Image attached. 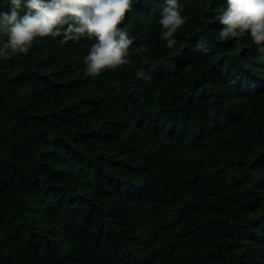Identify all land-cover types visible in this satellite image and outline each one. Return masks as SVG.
Instances as JSON below:
<instances>
[{"label":"trees","instance_id":"obj_1","mask_svg":"<svg viewBox=\"0 0 264 264\" xmlns=\"http://www.w3.org/2000/svg\"><path fill=\"white\" fill-rule=\"evenodd\" d=\"M159 2L97 77L87 37L0 58V264H264V53L219 39L224 0H181L168 49Z\"/></svg>","mask_w":264,"mask_h":264},{"label":"clouds","instance_id":"obj_2","mask_svg":"<svg viewBox=\"0 0 264 264\" xmlns=\"http://www.w3.org/2000/svg\"><path fill=\"white\" fill-rule=\"evenodd\" d=\"M224 5L213 18L222 26L219 39L247 35L256 51L264 53V0H224ZM132 9L133 0H0V58L26 54L38 38H59L64 46L87 37L94 42L84 57L86 75L97 77L133 64L134 37L120 27ZM183 10L181 0L159 2L160 39L168 49L178 43L175 34L188 19ZM139 50L151 51L146 44ZM134 75L143 82L151 80L143 67L136 68Z\"/></svg>","mask_w":264,"mask_h":264}]
</instances>
